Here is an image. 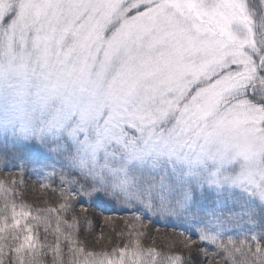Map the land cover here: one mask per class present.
I'll return each instance as SVG.
<instances>
[{"label":"snow or ice","instance_id":"6c2138e0","mask_svg":"<svg viewBox=\"0 0 264 264\" xmlns=\"http://www.w3.org/2000/svg\"><path fill=\"white\" fill-rule=\"evenodd\" d=\"M0 264H264V0H0Z\"/></svg>","mask_w":264,"mask_h":264},{"label":"trees","instance_id":"16d2710c","mask_svg":"<svg viewBox=\"0 0 264 264\" xmlns=\"http://www.w3.org/2000/svg\"><path fill=\"white\" fill-rule=\"evenodd\" d=\"M29 200H31V197H29ZM96 214H97V216L104 215V216H112L115 218L124 217V216L128 215V213L122 212L119 209V207H113L111 205H101V207L96 209ZM113 226L116 227L117 229H119V228L123 227V224L117 220V222ZM101 227L104 228L105 240L100 241L99 245H95L97 250H99L101 245H104L106 243V241L109 237L111 238L112 244L120 242L117 239L115 232H111L109 230V227L103 225L102 223H99L97 225V234L99 233V229ZM156 229H159L158 233L156 232ZM182 230H183V226H178L175 224L168 225V224H165L163 222H153V224L148 225V231L150 232V234L153 236H157V237H159L161 235H165V234H167L168 236H174L175 233L182 231ZM41 235H43L42 229H41ZM177 238H179V237H177ZM49 239H51V237H49ZM92 239H93L92 237H89L90 242L92 241ZM145 243L147 244V243H149V241H145ZM89 246L92 247L93 245L90 243ZM108 246L110 247L111 244H109Z\"/></svg>","mask_w":264,"mask_h":264}]
</instances>
